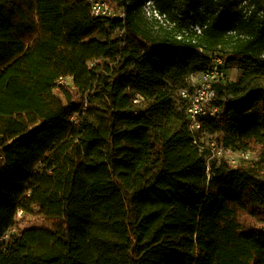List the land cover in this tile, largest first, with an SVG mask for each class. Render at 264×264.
<instances>
[{"label":"trees","instance_id":"trees-1","mask_svg":"<svg viewBox=\"0 0 264 264\" xmlns=\"http://www.w3.org/2000/svg\"><path fill=\"white\" fill-rule=\"evenodd\" d=\"M107 1L99 41L89 0H0V264H264V0ZM213 55L239 72L191 131L172 89Z\"/></svg>","mask_w":264,"mask_h":264},{"label":"built area","instance_id":"built-area-1","mask_svg":"<svg viewBox=\"0 0 264 264\" xmlns=\"http://www.w3.org/2000/svg\"><path fill=\"white\" fill-rule=\"evenodd\" d=\"M89 4L95 17L105 20L111 16L107 0H89ZM143 13L146 19L157 23V27L172 28L174 26L168 16L161 13L152 0L145 2ZM116 15L117 18L123 17V14ZM194 31L198 34L202 33L199 25L194 28ZM226 72L225 58L221 55H213L210 57L207 70L192 75L188 79H191L192 87L186 86V88L179 90L178 97L187 109L191 131H197L201 128V118L215 117L220 112V108L216 105L219 99L217 85L226 81Z\"/></svg>","mask_w":264,"mask_h":264},{"label":"rangeland","instance_id":"rangeland-1","mask_svg":"<svg viewBox=\"0 0 264 264\" xmlns=\"http://www.w3.org/2000/svg\"><path fill=\"white\" fill-rule=\"evenodd\" d=\"M109 9L111 10V16H109V19H105L103 20L102 24H103V30L104 33L102 35L100 34H96L95 36L92 37L93 40H99V41H103L107 38H114L118 31V28L116 26V24L113 23L112 19L117 18L118 16L116 14H118L115 9L109 4V2L107 1ZM116 13V14H115ZM34 39L33 36H28L27 37V41L28 42H32V40ZM224 55V54H223ZM225 56V55H224ZM239 69L236 66H229L227 68V77H226V83H230V82H234L237 78ZM191 79L187 81V87L192 85V81ZM192 87V86H191ZM183 88V87H182ZM181 89V87H173V95L176 98V103L179 106H182V102L180 100V98L178 97V92ZM205 142V147L206 149L211 153L209 160H213V159H218V160H224V161H228L230 162L233 166L238 165L243 159H247V158H251V155H245L242 153H237V152H233V151H226L224 149H222L221 147L217 146L215 143H213V140L211 137H208L204 140ZM21 217V213L19 218ZM37 222H35V219H31V218H26L24 219L21 223L19 228L20 229H26L28 227H31L32 224H35ZM39 223H43V224H48V222L46 221H40Z\"/></svg>","mask_w":264,"mask_h":264}]
</instances>
